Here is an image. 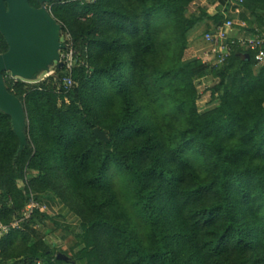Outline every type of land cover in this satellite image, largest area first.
Returning a JSON list of instances; mask_svg holds the SVG:
<instances>
[{
  "label": "trees",
  "instance_id": "16d2710c",
  "mask_svg": "<svg viewBox=\"0 0 264 264\" xmlns=\"http://www.w3.org/2000/svg\"><path fill=\"white\" fill-rule=\"evenodd\" d=\"M197 1H49L74 63L37 82L2 73L24 142L0 109V224H18L0 264H264V64L233 46L211 65L191 45L236 11L240 30L263 32L264 0L189 13ZM202 78L218 98L204 112ZM48 199L79 219L70 255L45 240L57 218L26 209Z\"/></svg>",
  "mask_w": 264,
  "mask_h": 264
},
{
  "label": "water",
  "instance_id": "95a60500",
  "mask_svg": "<svg viewBox=\"0 0 264 264\" xmlns=\"http://www.w3.org/2000/svg\"><path fill=\"white\" fill-rule=\"evenodd\" d=\"M37 1L42 5L50 0ZM54 21L43 6L33 8L28 0H0V32L8 44V50L0 54V109L10 115L13 129L21 143L24 142L22 106L20 101L6 90L2 73L9 72L11 77L33 80L35 75L32 67L37 68L46 61L50 62L52 58L57 60V52L64 45L57 41L60 26H56ZM61 65L58 61L57 67ZM94 132L99 138L106 140L104 131L94 128ZM56 257L69 260V257L61 252H57Z\"/></svg>",
  "mask_w": 264,
  "mask_h": 264
},
{
  "label": "built area",
  "instance_id": "2783aa9c",
  "mask_svg": "<svg viewBox=\"0 0 264 264\" xmlns=\"http://www.w3.org/2000/svg\"><path fill=\"white\" fill-rule=\"evenodd\" d=\"M78 1L80 3H93L95 0ZM241 1L242 0H232V4H237ZM243 25V22L227 19L212 26L209 30L202 33L203 43L193 49V56L201 60H206V62L211 65L221 64L230 54L233 46H239L243 49L255 51L253 54V61L256 66L264 64V51H256L258 46L264 44V31L261 33L246 34L239 29L243 27ZM64 53L65 54L61 56L59 61H61V64L64 65L67 70H70L74 63L71 47H68V50ZM201 80L205 81L206 79L202 78L200 81ZM63 82L66 88H69L72 85V80L69 76L65 77ZM32 207L40 208L38 203L34 200L30 201L26 206V209ZM12 226H18L17 221H14L9 225L0 224V236L8 232Z\"/></svg>",
  "mask_w": 264,
  "mask_h": 264
},
{
  "label": "rangeland",
  "instance_id": "374dc122",
  "mask_svg": "<svg viewBox=\"0 0 264 264\" xmlns=\"http://www.w3.org/2000/svg\"><path fill=\"white\" fill-rule=\"evenodd\" d=\"M215 1L216 0H199L197 2H192L188 7V11L189 13L198 14L199 8L204 7L209 12H212L214 5H215ZM49 5H50L49 1H46V2H43L41 6H43L45 10L48 11ZM238 14L239 12L236 11L235 13L232 14L234 17L230 19L236 21ZM54 24L56 26L59 25L56 21H54ZM57 34H58L57 41L60 44H63L65 46V40L68 39V36L63 35L61 31L58 32ZM64 54H65L64 52L62 53V51L59 50L57 52L58 59H61V56H63ZM58 59L56 60L55 58L54 59L52 58L50 62L46 61L45 63H43L37 68L32 67L35 77L33 80H25V81L37 82L38 80L44 79L46 76L53 74L55 72L57 62L59 61ZM6 74H8V76L10 75L9 72H6ZM12 78L16 79L17 77H12ZM210 85H211L210 79L205 80V81L201 80L199 82V85L197 88L199 96H198V99L196 100V104L199 107L201 112H204L205 110L213 108L218 103L217 96L210 95V92L208 90V87ZM40 208L44 212L48 213L50 216L56 217L58 220V223H61V225L65 226V228L67 229L65 231L63 226L57 227L55 226L53 221H46V225L50 229V232L47 233L45 236V240L47 244H52L54 245L57 251L60 250L70 255L71 254L70 245L73 240L72 232L77 230L79 219L75 217L74 214L68 213L67 210L64 209L63 207L59 209L58 206H55L54 209H51V210H47L44 206H40Z\"/></svg>",
  "mask_w": 264,
  "mask_h": 264
},
{
  "label": "crops",
  "instance_id": "0c3cea01",
  "mask_svg": "<svg viewBox=\"0 0 264 264\" xmlns=\"http://www.w3.org/2000/svg\"><path fill=\"white\" fill-rule=\"evenodd\" d=\"M236 21H239V20H236ZM211 27L212 26H210V28ZM192 37H193V39H192V44L191 45H192V48L195 49L196 47H198L199 45H201L203 43V41H202V31H201V28L198 29V30H196L193 33V36ZM42 204H43L42 206H44L47 210L54 209L55 206H58L59 209L62 208V206L58 203V201L56 199H48V200L44 201Z\"/></svg>",
  "mask_w": 264,
  "mask_h": 264
}]
</instances>
